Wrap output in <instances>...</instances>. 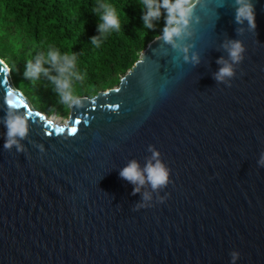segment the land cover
<instances>
[{
	"label": "water",
	"instance_id": "95a60500",
	"mask_svg": "<svg viewBox=\"0 0 264 264\" xmlns=\"http://www.w3.org/2000/svg\"><path fill=\"white\" fill-rule=\"evenodd\" d=\"M252 2L249 27L235 0H196L179 47L157 37L64 123L0 59V264H264V0ZM9 113L28 117L21 150L4 148ZM132 162L143 185L120 176ZM158 162L168 182L153 189L144 169Z\"/></svg>",
	"mask_w": 264,
	"mask_h": 264
},
{
	"label": "trees",
	"instance_id": "16d2710c",
	"mask_svg": "<svg viewBox=\"0 0 264 264\" xmlns=\"http://www.w3.org/2000/svg\"><path fill=\"white\" fill-rule=\"evenodd\" d=\"M104 2L116 8L123 25L107 38L98 31L99 17L93 12L97 0H0V59L9 66L16 89L36 110L60 118L70 113V106L60 102L49 78L58 75L47 62L50 50H58L61 57L69 51L76 54L74 71L82 79L73 77L72 87L78 98H94L117 87L147 46L163 35L165 9L161 8L160 18L152 21L153 28H145L146 8L141 0ZM195 2L188 0L190 5ZM93 37L100 38V47L92 44ZM37 58L49 72H42L33 83L24 72L28 60L35 64Z\"/></svg>",
	"mask_w": 264,
	"mask_h": 264
},
{
	"label": "clouds",
	"instance_id": "9594fccd",
	"mask_svg": "<svg viewBox=\"0 0 264 264\" xmlns=\"http://www.w3.org/2000/svg\"><path fill=\"white\" fill-rule=\"evenodd\" d=\"M235 3L237 5L236 22L243 23L247 21L249 27H254L255 5L252 0H235ZM141 4L146 8V12L143 16L145 28H153L152 21L160 18V9L163 8L166 10L163 40L173 44L174 47H179V45L173 43L174 38H182L188 26L193 5H190L188 0H162V3H160V0H141ZM101 9H103V11H101ZM93 12L99 17L100 22L98 31L104 38H107L111 32L120 31L122 29L123 25L120 16L113 5L105 3L104 0H97V6L93 8ZM92 44L97 48L100 47V38L93 37ZM225 47L233 62H239L242 59L244 49L239 41H230ZM184 51H187V49H184ZM193 59L196 60L197 58L193 57ZM76 60L77 56L73 51H69L61 57L58 50H50L47 55V62L50 63L53 69L58 73L57 76H50L49 78L52 80L53 84H55L60 102L71 108H78L82 103L72 87L73 77H75V79H82V77L74 71ZM42 72L48 75L49 70L42 68L39 58H37L35 64H33L31 60H28L26 71L24 72L26 79L35 83ZM231 75L232 67L226 64L225 67L221 68L216 78L222 80L224 77ZM8 106L9 108H16V105L11 103H9ZM27 120V116H21L19 114L14 115L9 113L6 116L4 121L7 128V139L4 144L5 149H10L13 145H16L18 150H21L18 140L24 139L28 134ZM64 130L63 127L55 129L58 133H63ZM75 131L76 130L73 129V133H75ZM144 172L147 173V180L151 183L153 189L163 186L168 182V172L159 162L156 163L155 166L149 164L148 167L144 169ZM120 176L133 184L139 183L143 185L145 183V177L135 162H132L128 167L124 168L120 172ZM135 191H139V189L137 188ZM233 255L235 256L237 254Z\"/></svg>",
	"mask_w": 264,
	"mask_h": 264
},
{
	"label": "rangeland",
	"instance_id": "374dc122",
	"mask_svg": "<svg viewBox=\"0 0 264 264\" xmlns=\"http://www.w3.org/2000/svg\"><path fill=\"white\" fill-rule=\"evenodd\" d=\"M59 118H60V117H59ZM66 119H68V117H67V118H62V117H61L60 119H57V121H59V122H61V123H62V122L64 123Z\"/></svg>",
	"mask_w": 264,
	"mask_h": 264
},
{
	"label": "bare ground",
	"instance_id": "6f19581e",
	"mask_svg": "<svg viewBox=\"0 0 264 264\" xmlns=\"http://www.w3.org/2000/svg\"><path fill=\"white\" fill-rule=\"evenodd\" d=\"M56 123H59V121H57V119L54 120Z\"/></svg>",
	"mask_w": 264,
	"mask_h": 264
}]
</instances>
